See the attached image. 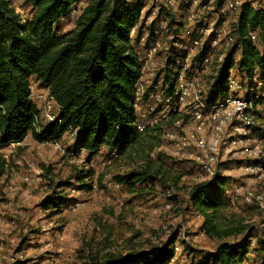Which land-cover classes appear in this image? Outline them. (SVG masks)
<instances>
[{"label": "rangeland", "instance_id": "374dc122", "mask_svg": "<svg viewBox=\"0 0 264 264\" xmlns=\"http://www.w3.org/2000/svg\"><path fill=\"white\" fill-rule=\"evenodd\" d=\"M176 1V7L170 8L166 14L169 26L167 32L157 39L159 48L152 65L144 70V87H147L145 80L150 74V79L165 77L172 42L183 36L188 27V15H194L191 27L204 25L213 30L223 25L228 30L235 28L236 13L222 18L209 7H188L181 5L184 0ZM9 2L22 21L31 17V9L24 0ZM242 2H250L253 8L264 10V0ZM144 5L138 27H148L150 21L151 3L146 0ZM84 6L85 0L75 4L69 18L54 26V33L60 36L71 31ZM142 36V43L134 46L140 55L154 42L145 31ZM257 49L261 50L260 41ZM221 52L225 57L230 54L228 48ZM239 58V54L230 58V75L238 82L247 83L245 72L238 68ZM211 75L208 70L197 76L200 98L205 96ZM141 103L144 108L146 101ZM195 106V103L191 104L190 110ZM258 116V126L252 132L264 138V105ZM43 126L41 124V129ZM161 135L160 131L159 140ZM145 138L149 139L148 136ZM60 143L67 153L73 152L71 156L57 153L50 144L34 141L30 134L20 143L0 147V236L8 233L7 237L12 241L5 247L0 239L3 245L0 246V264H105L109 255L125 256L172 242L175 258L171 264H197L214 252L217 241L204 233L203 218L195 212L189 200L191 189L208 181L195 161L172 157L164 149H154L149 158L153 161V169L159 170L160 175L153 185L147 182L132 187L121 185L115 189L116 178L122 179L132 171L142 169L137 154L118 158L102 150L88 162L85 154L74 151L71 132L65 134ZM242 168L241 160L229 156L219 159L214 167V175L218 173L226 180L225 188L230 194L213 222L219 227L240 225L250 228L253 232L251 245L242 264H264V254L260 251L264 244V213L243 202L248 193L264 191V171L262 179L256 181L247 177ZM80 171L89 172V178L83 183L76 179ZM161 178L164 183L160 182ZM81 184L95 185L96 188L81 190ZM56 198L61 203L58 208L47 203L48 208L44 209L46 200ZM240 239L242 236L225 241L234 244ZM4 254L7 256L3 258Z\"/></svg>", "mask_w": 264, "mask_h": 264}, {"label": "trees", "instance_id": "16d2710c", "mask_svg": "<svg viewBox=\"0 0 264 264\" xmlns=\"http://www.w3.org/2000/svg\"><path fill=\"white\" fill-rule=\"evenodd\" d=\"M79 1L24 0L31 17L22 21L9 0H0V147L20 143L28 134L42 144L60 141L71 132L74 150L84 151L88 162L101 149L118 158L132 153L140 157L142 169L116 178V184L153 185L160 171L153 169L149 155L159 139L149 132H138L134 109L135 85L142 67L134 46L142 36L138 26L144 4L142 0H85L74 28L57 36L54 26L69 18ZM217 4L221 5V0ZM235 29L240 42L238 68L251 79L264 72V10L243 3ZM253 31L259 32L260 51L248 38ZM233 54L230 50L211 79L206 103L212 104L227 94ZM169 79L166 76V81ZM31 80L47 89L59 107L60 122L44 125L40 133L33 128L38 111L29 99ZM87 178L89 172L76 174L80 183ZM160 182L164 183L163 178ZM225 186L226 180L216 173L189 193L192 207L203 218L204 233L217 241L214 252L197 264H242L249 252L250 228L219 227L213 222L228 201ZM80 188L90 190L91 186L81 184ZM57 198L46 200L44 209L47 203L58 208L61 203ZM238 236L242 239L234 244L225 241ZM173 244L151 246L125 256L109 255L105 264H167L175 256ZM260 251L264 254V244Z\"/></svg>", "mask_w": 264, "mask_h": 264}, {"label": "built area", "instance_id": "2783aa9c", "mask_svg": "<svg viewBox=\"0 0 264 264\" xmlns=\"http://www.w3.org/2000/svg\"><path fill=\"white\" fill-rule=\"evenodd\" d=\"M12 1V0H9ZM130 1V0H129ZM135 1V0H134ZM184 0L181 5L188 7L203 6L215 10L222 18L229 14L238 15L242 0ZM143 4L146 0H142ZM151 7L148 11V27L141 26L150 40H154L143 55L136 51L141 63V77L135 85V114L138 132H149L162 135L155 151L166 150L170 156H178L185 160L195 161L206 174L208 180L214 176V167L219 159L229 156L243 162L245 175L253 180L262 179L264 171V138L253 134L258 126V112L264 105V72L255 74L247 83L238 82L232 75L227 80V94L212 104L205 101L211 80L204 98L198 96L197 76L211 70L213 79L225 61L224 52L234 50L240 57V42L236 29H226L223 25L209 30L206 26L191 27L194 15L187 17L188 27L183 36L172 42L169 69L164 78L146 79L147 87L143 86L144 70L152 65V59L158 52V40L167 32L170 8L176 7V0H148ZM145 8V5L143 9ZM142 9V11H143ZM141 11V13H142ZM141 19V16H140ZM136 30L131 31L134 40ZM254 46L259 43V32L248 33ZM143 41V36L139 44ZM166 76L169 79L166 81ZM29 99L36 107L38 116L33 124L34 131L39 133L41 124L59 123V107L49 95L47 89L36 82L29 83ZM142 100L146 101L143 108ZM195 107L190 110L191 104ZM143 109V110H142ZM193 124L190 126L189 123ZM171 124L170 127H167ZM158 133V134H157ZM59 154L71 156L61 146L60 141L47 143ZM82 154L84 151L74 150ZM102 149L98 152L101 153ZM114 155V153H112ZM111 186V185H110ZM121 186L114 184L113 188ZM96 186L92 185L91 189ZM230 190L225 191V196ZM228 199V197H227ZM243 202L247 206L254 205L264 213V191L248 193ZM251 245V244H250ZM177 250V249H176ZM175 252V251H174ZM175 256L167 263L174 262Z\"/></svg>", "mask_w": 264, "mask_h": 264}, {"label": "crops", "instance_id": "0c3cea01", "mask_svg": "<svg viewBox=\"0 0 264 264\" xmlns=\"http://www.w3.org/2000/svg\"><path fill=\"white\" fill-rule=\"evenodd\" d=\"M102 150H104V149H102ZM101 153H102V151H101ZM7 235H8V233L6 234V235H2V236H0V239H2V243L1 244H4L5 245V247H7V245H8V243L7 242H12L11 240H9V237H7ZM0 244V246H3V245H1ZM7 252V254H8V250L6 249L5 250V253ZM248 255V254H247ZM4 256L6 257L7 255H3V258H4Z\"/></svg>", "mask_w": 264, "mask_h": 264}]
</instances>
